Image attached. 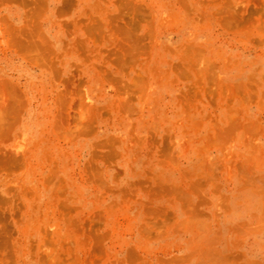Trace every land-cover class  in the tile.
Instances as JSON below:
<instances>
[{
	"label": "rangeland",
	"instance_id": "1",
	"mask_svg": "<svg viewBox=\"0 0 264 264\" xmlns=\"http://www.w3.org/2000/svg\"><path fill=\"white\" fill-rule=\"evenodd\" d=\"M0 264H264V0H0Z\"/></svg>",
	"mask_w": 264,
	"mask_h": 264
}]
</instances>
